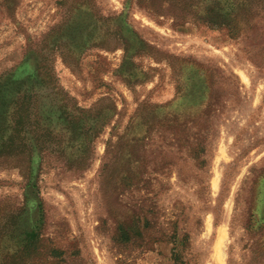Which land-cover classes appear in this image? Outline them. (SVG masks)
Masks as SVG:
<instances>
[{"label": "rangeland", "instance_id": "obj_1", "mask_svg": "<svg viewBox=\"0 0 264 264\" xmlns=\"http://www.w3.org/2000/svg\"><path fill=\"white\" fill-rule=\"evenodd\" d=\"M262 199L264 0H0V264H264Z\"/></svg>", "mask_w": 264, "mask_h": 264}, {"label": "trees", "instance_id": "obj_2", "mask_svg": "<svg viewBox=\"0 0 264 264\" xmlns=\"http://www.w3.org/2000/svg\"><path fill=\"white\" fill-rule=\"evenodd\" d=\"M35 235L36 234H34V233H31L30 235H29V240L31 239H33L34 237H35ZM54 253L57 255L58 254V252H56V251H54Z\"/></svg>", "mask_w": 264, "mask_h": 264}, {"label": "bare ground", "instance_id": "obj_3", "mask_svg": "<svg viewBox=\"0 0 264 264\" xmlns=\"http://www.w3.org/2000/svg\"><path fill=\"white\" fill-rule=\"evenodd\" d=\"M261 202H264V200L262 199ZM264 205V203H262Z\"/></svg>", "mask_w": 264, "mask_h": 264}]
</instances>
